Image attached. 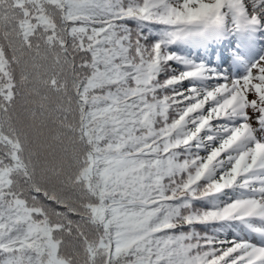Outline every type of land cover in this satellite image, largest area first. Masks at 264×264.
I'll return each instance as SVG.
<instances>
[{"label":"snow or ice","instance_id":"1","mask_svg":"<svg viewBox=\"0 0 264 264\" xmlns=\"http://www.w3.org/2000/svg\"><path fill=\"white\" fill-rule=\"evenodd\" d=\"M0 264H264V0H0Z\"/></svg>","mask_w":264,"mask_h":264}]
</instances>
